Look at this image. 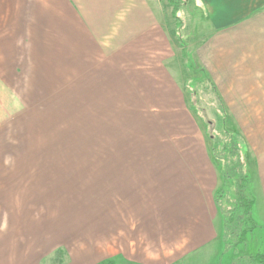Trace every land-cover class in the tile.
<instances>
[{
    "label": "crops",
    "instance_id": "1",
    "mask_svg": "<svg viewBox=\"0 0 264 264\" xmlns=\"http://www.w3.org/2000/svg\"><path fill=\"white\" fill-rule=\"evenodd\" d=\"M164 2L0 0V22L11 14L13 36L28 40L30 69L59 77L70 99L110 103L117 122L109 157L94 163L101 168L81 195L91 200L79 205L78 225H54L47 214L38 220L19 200L10 203L5 182L15 195L20 177L0 175V264L234 261L224 256L213 142L186 93L185 59ZM186 6L201 18L203 39L188 51L227 118L245 119L230 121L247 148L253 216L264 229V0Z\"/></svg>",
    "mask_w": 264,
    "mask_h": 264
},
{
    "label": "rangeland",
    "instance_id": "2",
    "mask_svg": "<svg viewBox=\"0 0 264 264\" xmlns=\"http://www.w3.org/2000/svg\"><path fill=\"white\" fill-rule=\"evenodd\" d=\"M164 3L175 41L179 42L178 30L188 50L189 45L199 44L203 40L198 30L201 18L194 8L180 5L179 26L173 7L167 0ZM4 17L0 22V81H4L0 84V175L5 180L19 175L21 180L15 195L7 192L13 182L6 181L5 196L10 203L19 200L20 207H30L38 220L47 214L54 225H78L79 205L91 200L81 195L92 188L93 174L101 168L94 163L109 157L108 132L117 125L114 109L110 103L70 99L71 86L60 85L59 77L47 79L44 70L30 69L28 40L14 37L12 15ZM185 69L181 70L185 90L197 121L208 141L215 137L221 143L220 100L203 74L193 77ZM228 120L236 124L245 119ZM263 251L264 229L260 227L249 238L245 255ZM228 255L233 256H224Z\"/></svg>",
    "mask_w": 264,
    "mask_h": 264
},
{
    "label": "trees",
    "instance_id": "3",
    "mask_svg": "<svg viewBox=\"0 0 264 264\" xmlns=\"http://www.w3.org/2000/svg\"><path fill=\"white\" fill-rule=\"evenodd\" d=\"M167 2L173 7L175 18L180 7L186 5V2L183 3L181 0H167ZM176 19L181 26L180 19L178 17ZM175 33L182 56L186 60L187 70L193 77L203 74L220 100L216 87L206 71L195 65L180 31L177 30ZM220 103L222 106L221 100ZM222 111L221 133L224 140L218 143L214 140L215 137L211 138L214 164L220 173V188L216 192L215 201L222 219L221 238L225 244V251L236 257L232 264H264V251L245 255L249 238L260 228L253 216L256 199L251 190L252 180L248 170L245 142L236 127L228 120L223 106Z\"/></svg>",
    "mask_w": 264,
    "mask_h": 264
}]
</instances>
